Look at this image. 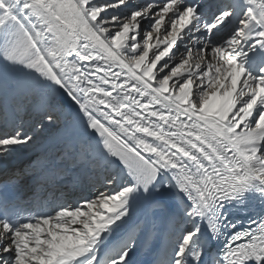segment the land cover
<instances>
[{"label": "snow or ice", "instance_id": "6c2138e0", "mask_svg": "<svg viewBox=\"0 0 264 264\" xmlns=\"http://www.w3.org/2000/svg\"><path fill=\"white\" fill-rule=\"evenodd\" d=\"M0 114L2 163L63 121L111 169L43 214L5 185L0 264H135L136 232L151 264H264V217L227 212L264 206V0H0ZM141 199L158 212L130 228Z\"/></svg>", "mask_w": 264, "mask_h": 264}, {"label": "bare ground", "instance_id": "6f19581e", "mask_svg": "<svg viewBox=\"0 0 264 264\" xmlns=\"http://www.w3.org/2000/svg\"><path fill=\"white\" fill-rule=\"evenodd\" d=\"M206 2L212 6L217 3V0H206ZM212 10L214 11V8ZM24 123L25 127L28 128L32 123V119L25 115ZM63 128L64 123L62 121L56 129L39 133L36 143L27 152L10 158L7 164L0 162V182L5 181L13 187L18 202L28 196L31 187L26 182L25 176L22 181L19 177H14L11 180V174L16 176L17 173L24 171L27 174V180L33 179L37 185L41 186L39 191L35 193L37 194L34 196L36 198L32 197L23 203L26 208L22 213L24 215L28 213L35 214L37 211L42 212L43 210L50 211L57 206L70 205L75 207L78 202L91 197L98 190H109L106 189L104 180L111 169L93 168L88 163L80 160L74 139L66 136ZM45 153L50 157L42 158L43 161L35 169L29 166L36 157H41ZM52 154H54L53 157L56 154L60 157L57 158L56 155L52 160ZM76 162H80V165L72 169ZM88 175L90 176L88 177ZM20 189L21 192L17 193V190ZM243 205L249 207L251 213L260 212V218L264 217V206H261L258 201L249 199ZM237 207L238 205L229 206L227 209L228 217L230 210ZM157 212L158 209L150 205L148 201L143 199L137 201L133 206L130 228L134 227L138 221L152 218ZM175 235H178V233L174 232L172 234V242H174ZM135 244L136 250L133 256L135 264H151L155 259L152 250L159 247L160 240L155 235L145 236L141 232L137 235L136 232Z\"/></svg>", "mask_w": 264, "mask_h": 264}, {"label": "rangeland", "instance_id": "374dc122", "mask_svg": "<svg viewBox=\"0 0 264 264\" xmlns=\"http://www.w3.org/2000/svg\"><path fill=\"white\" fill-rule=\"evenodd\" d=\"M222 35H223V33L221 34V36H222ZM218 38H219V37H218ZM53 155H54V154H52V160L54 159V157H56L57 154H56L54 157H53ZM57 156H58V155H57ZM46 157H50V155H48V154L45 153V154H43V156H41V157H40V156L36 157V158H35V159L29 164V166L32 167L33 169H35L36 166L39 165V164L43 161V159L46 158ZM59 157H60V155H59L57 158H59ZM42 158H43V159H42ZM56 160H57V159H56ZM35 161H37V162H35ZM78 165H80V162H76L75 165L72 166V169H73L74 167L76 168V166H78ZM86 165H87V164H86ZM25 174H26V172L24 173V171H22L21 173H18V174H17V177H16V178L19 177V179H21V181H22V180H24V178L26 177V182L28 183L29 180H27L28 177H27V174H26V175H25ZM24 176H25V177H24ZM89 176H90V175H88V177H89ZM93 177H95V176H93ZM10 178H11V180H13L14 177H13V176H10ZM26 182H25V183H26ZM23 183H24V182H23ZM40 187H41V186L37 185V183H35V185L31 186L32 191H31V195L29 196V199H30V197L34 196L36 192L39 191ZM66 193H67V192H66ZM68 196H69V195H68ZM88 198H89V197H88ZM138 233L140 234V232H137V235H139Z\"/></svg>", "mask_w": 264, "mask_h": 264}]
</instances>
